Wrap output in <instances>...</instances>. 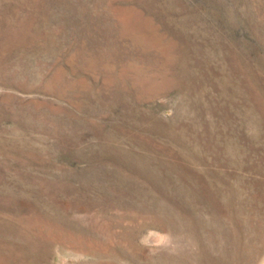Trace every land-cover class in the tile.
<instances>
[{"label": "rangeland", "instance_id": "rangeland-1", "mask_svg": "<svg viewBox=\"0 0 264 264\" xmlns=\"http://www.w3.org/2000/svg\"><path fill=\"white\" fill-rule=\"evenodd\" d=\"M0 264H264V0H0Z\"/></svg>", "mask_w": 264, "mask_h": 264}]
</instances>
